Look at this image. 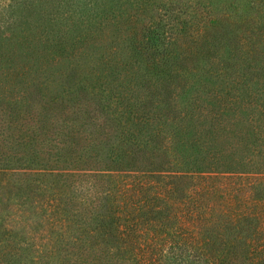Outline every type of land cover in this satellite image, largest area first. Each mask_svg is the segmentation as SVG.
I'll return each mask as SVG.
<instances>
[{
    "label": "trees",
    "instance_id": "1",
    "mask_svg": "<svg viewBox=\"0 0 264 264\" xmlns=\"http://www.w3.org/2000/svg\"><path fill=\"white\" fill-rule=\"evenodd\" d=\"M88 1L85 11L93 2ZM15 4L25 10L23 3ZM97 18L94 13L88 21ZM222 21L210 22L206 31L203 26L196 30L193 34L198 37L201 32H210V36L199 47L192 36L190 49L184 51L179 35L162 32L154 23L145 26L141 36L124 40L128 54L124 66L130 75L120 70H109V75L98 72L93 86H86V95L104 102L101 111L113 123L111 144L103 143L101 134L96 138L84 125L78 128L83 117L79 111L61 121H39L34 112L22 110L21 97L19 102L6 104L0 95V188L7 180V185L13 182L17 188L43 197L49 190L48 202L79 225L60 235L61 240L43 253L46 264H264V126L261 131L256 124L264 121V46L254 40L263 29L262 20H231L226 14ZM182 24L181 29L188 30L187 23ZM84 25L83 21L76 24V30ZM248 29L253 31L250 36H246ZM46 32L36 40L35 54H27L26 59L33 63L48 47L60 56L67 50V35L60 31L50 40ZM81 38L74 36L73 41ZM44 39L48 41L45 46ZM215 43L216 50L222 45L228 48L217 79L222 78L230 88L214 104L219 102L220 111H231L252 125L249 135L257 141L253 152L263 161L255 168L260 170L246 174L250 181L242 195L236 192L243 187L219 189L204 181L220 170L218 160L223 154L213 146L205 147L197 132L211 135L214 128L203 124L200 116L194 121L184 113L156 112L162 93L176 81L183 83L187 75L192 81L202 78L199 72L212 62L209 47ZM30 44L23 43L27 53L34 50ZM1 45L0 67L10 63ZM17 45L12 47V76L20 83L24 75L14 60ZM206 45V61L199 66V50ZM56 55L46 57L57 68V62L64 60ZM36 65L32 67L39 71ZM113 75L129 77V83L115 89L113 80H108ZM200 84H192L188 94L199 91ZM58 101L55 96L50 104L67 107L66 115L76 109L75 104H68L70 100L65 105L64 100ZM193 105L186 102V108ZM237 159L226 163V171L248 173V166ZM95 168L101 169L99 175H108L105 183H97L94 177L89 186L82 180L77 185L70 182L76 178V170ZM48 175L50 180L45 179ZM49 182L56 187L49 188ZM7 244L0 242V264H15L12 259L18 261L23 248L12 250Z\"/></svg>",
    "mask_w": 264,
    "mask_h": 264
},
{
    "label": "rangeland",
    "instance_id": "2",
    "mask_svg": "<svg viewBox=\"0 0 264 264\" xmlns=\"http://www.w3.org/2000/svg\"><path fill=\"white\" fill-rule=\"evenodd\" d=\"M15 2L23 3L25 10L17 7ZM87 3L88 0H0V43L3 53L10 61V63L3 62L0 67V95H2L1 101L6 104L12 100L19 102L21 97L22 110L34 112L35 118L39 121H61L73 117L72 113L79 111L83 117L78 128L82 129L84 125V128L92 132L96 138L101 134V139L106 144H111L114 140L113 133L109 131L113 123L109 116L101 111L100 107L104 102H100L92 94L86 95V86H93L98 72L109 75V70L112 72L120 70L126 76L130 75L124 66L128 60L124 40L137 34L141 36L140 33H143L145 26L154 23V26L158 25L162 32L166 31L177 38L179 35L182 38L178 40L181 45L180 50L184 51L190 49L189 40L192 36H195L199 42L198 47L203 46L202 43L207 41L210 32L208 34L201 32L199 37L193 33L202 26L206 31L208 24L215 20L224 22L222 19L226 14H229L231 20L261 19L260 27L263 29L254 40L260 42L262 48L264 46V0H93L86 6L85 11ZM94 13L98 18L88 21V16ZM82 21L85 22L84 27L76 30V24ZM184 22L187 23L188 30L181 29ZM222 29L221 27L220 30ZM44 31H47L45 36L50 40L60 31L68 36L67 50L63 53L68 58L56 55L48 47L43 53L44 57L36 62L26 59L27 54H35L36 40ZM247 32L246 36L253 34L250 29ZM74 36L82 38L73 41ZM26 42H30V47L34 48L30 53L23 50V43ZM47 42L44 39L43 46ZM245 42L250 44L249 40ZM14 43L18 44L14 48L16 52L14 60L19 65V71L24 75L20 83L12 76ZM217 44L209 47L212 49L210 54L213 59L204 70L199 72L202 78L192 81L187 75L183 83L176 81L174 86L162 93L156 112L164 114L168 110L174 114L184 113L188 114L189 118L193 117L194 121L200 116L203 124L209 125L210 129L214 128V133L211 132V135L206 134V131L197 132L204 139L205 147L213 146L223 154L221 160H218V164H221L220 170L216 171L212 179H202V181L209 182L210 186L219 189L243 187L240 192H236L237 195H242L248 190L246 185L250 181L246 174L260 170L255 168L263 161H259L257 152H253L257 141L249 135V126L252 125L242 117L235 116L231 111L228 114L220 111L223 108L218 107L219 102L217 105L214 104L219 100V94L230 88L224 85L226 81H222V78L217 79L222 61L226 58L225 52H228V48L224 45L222 49L216 50L214 46ZM206 49L207 45L199 50V54H202L199 66L205 64ZM46 54L56 55L64 61H58L56 68ZM34 64H37L35 68L40 67L39 71L32 67ZM230 67L227 66L228 69ZM235 72L238 73L237 70ZM108 80H113L116 89L122 84L129 83L130 78L123 79L113 75ZM184 83L187 85L182 86ZM194 83H201L198 86L199 91L188 94L187 91ZM55 96L59 97V101L64 100L63 105L66 104V100H70L68 104H75L76 109L73 111L72 108L66 115L67 107L53 108L54 105L50 102ZM186 102L194 105L186 108ZM10 104L12 105V102ZM259 122L260 120L256 124H259L262 131L264 121ZM236 157L243 166H248L246 169L248 173L237 174V171H226L228 170L225 167L226 163ZM261 169H264V164ZM99 170L101 169L76 170L73 172L76 178L70 179V182L74 181L77 185L82 180L85 186H89L88 182L94 177L97 183H105L108 175H99L101 172ZM62 172L66 173L67 169ZM45 179L50 180L49 175ZM1 184L3 186L0 188V226L2 227L0 242L2 244L8 242L7 246H12V250L17 247L23 248L20 252L21 257L15 256L18 261L12 259L15 264H34L33 261L38 260H41L39 264H46L48 259L43 253L50 249L51 244L61 240L60 235L66 231L71 232L74 227L79 228V225L71 218L63 217L61 209L48 202L51 196L49 190L43 197L17 188L13 182L7 185V180L4 183L2 181ZM53 186L56 187L49 182L48 187ZM61 189L67 194L71 192L67 187ZM217 196L221 198L222 192ZM219 209L220 206L217 207V210ZM53 258L57 261L58 255H54Z\"/></svg>",
    "mask_w": 264,
    "mask_h": 264
}]
</instances>
